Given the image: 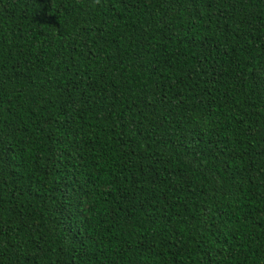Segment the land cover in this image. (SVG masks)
<instances>
[{
    "label": "trees",
    "instance_id": "1",
    "mask_svg": "<svg viewBox=\"0 0 264 264\" xmlns=\"http://www.w3.org/2000/svg\"><path fill=\"white\" fill-rule=\"evenodd\" d=\"M0 264H264V0H0Z\"/></svg>",
    "mask_w": 264,
    "mask_h": 264
}]
</instances>
